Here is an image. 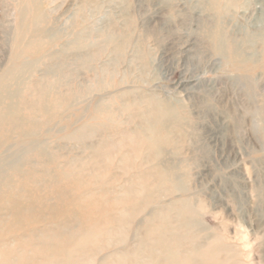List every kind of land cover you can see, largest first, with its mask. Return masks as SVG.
Instances as JSON below:
<instances>
[{
    "label": "rangeland",
    "instance_id": "rangeland-1",
    "mask_svg": "<svg viewBox=\"0 0 264 264\" xmlns=\"http://www.w3.org/2000/svg\"><path fill=\"white\" fill-rule=\"evenodd\" d=\"M205 254L264 264V0H0V264Z\"/></svg>",
    "mask_w": 264,
    "mask_h": 264
},
{
    "label": "bare ground",
    "instance_id": "bare-ground-1",
    "mask_svg": "<svg viewBox=\"0 0 264 264\" xmlns=\"http://www.w3.org/2000/svg\"><path fill=\"white\" fill-rule=\"evenodd\" d=\"M217 44V43H216ZM218 45V44H217ZM220 45V44H219ZM20 111V110H19ZM15 114V113H14ZM151 139V137L149 138V140ZM163 144L162 142V138H160L158 136V133L154 135V137L151 139L150 142V147L153 153L157 152L158 149L161 147L160 145ZM161 243L162 245H165V243L167 242L166 240H164V237H161ZM153 249V248H152ZM155 249H153L152 251H154ZM157 256V255H156ZM154 257V256H153ZM173 260V259H172ZM201 262L202 264H211L210 260H209V256H207L206 254L201 258Z\"/></svg>",
    "mask_w": 264,
    "mask_h": 264
}]
</instances>
